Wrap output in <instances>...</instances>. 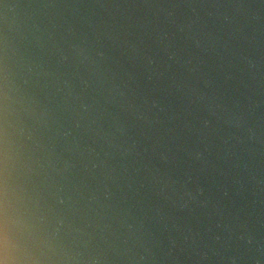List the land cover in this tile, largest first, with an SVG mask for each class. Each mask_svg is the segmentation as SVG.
<instances>
[{"label":"water","instance_id":"water-1","mask_svg":"<svg viewBox=\"0 0 264 264\" xmlns=\"http://www.w3.org/2000/svg\"><path fill=\"white\" fill-rule=\"evenodd\" d=\"M0 264H264V0H0Z\"/></svg>","mask_w":264,"mask_h":264}]
</instances>
